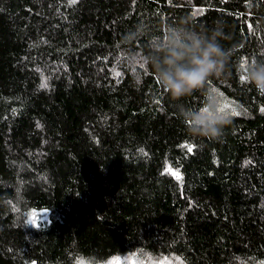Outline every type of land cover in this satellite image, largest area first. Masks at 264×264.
<instances>
[{"label": "trees", "instance_id": "16d2710c", "mask_svg": "<svg viewBox=\"0 0 264 264\" xmlns=\"http://www.w3.org/2000/svg\"><path fill=\"white\" fill-rule=\"evenodd\" d=\"M185 17L225 34L224 73L205 85L230 117L218 139L180 117L203 92L172 100L143 59ZM253 60L264 0H0V264H264Z\"/></svg>", "mask_w": 264, "mask_h": 264}, {"label": "clouds", "instance_id": "9594fccd", "mask_svg": "<svg viewBox=\"0 0 264 264\" xmlns=\"http://www.w3.org/2000/svg\"><path fill=\"white\" fill-rule=\"evenodd\" d=\"M144 26H137L126 36L130 43L143 36ZM225 38L221 22L207 31H198L191 18L169 25L162 36L149 43L151 51L143 59L151 65L161 87L170 98L182 102L195 91L205 97L200 107L181 103L180 117L188 133L196 137L218 139L230 123V117L220 110L217 96L205 89L206 82L224 73L229 53L221 43ZM138 58L129 53V59ZM245 78L258 92H264V61L253 60L245 68Z\"/></svg>", "mask_w": 264, "mask_h": 264}, {"label": "rangeland", "instance_id": "374dc122", "mask_svg": "<svg viewBox=\"0 0 264 264\" xmlns=\"http://www.w3.org/2000/svg\"><path fill=\"white\" fill-rule=\"evenodd\" d=\"M37 216L41 218L44 216V213L40 212ZM121 264H142V262L141 259L139 260V258L133 254L122 258ZM146 264H177V263H173L171 260H168L166 258H154V259H146Z\"/></svg>", "mask_w": 264, "mask_h": 264}, {"label": "snow or ice", "instance_id": "6c2138e0", "mask_svg": "<svg viewBox=\"0 0 264 264\" xmlns=\"http://www.w3.org/2000/svg\"><path fill=\"white\" fill-rule=\"evenodd\" d=\"M71 2L74 3L75 0H71ZM262 61H264V60H262ZM117 75H119V73H117ZM220 110L223 111V108H220ZM184 146L187 147V150H188L189 152H192V150H193V146H191V145H184ZM168 171H171V169L169 168ZM172 175H174L175 178H176L177 180H180V179H181V176H180V174H179L178 172H172ZM30 222H31L33 225H35V224H36V219L33 218Z\"/></svg>", "mask_w": 264, "mask_h": 264}]
</instances>
